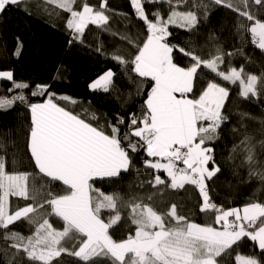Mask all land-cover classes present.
<instances>
[{
	"label": "snow or ice",
	"instance_id": "obj_1",
	"mask_svg": "<svg viewBox=\"0 0 264 264\" xmlns=\"http://www.w3.org/2000/svg\"><path fill=\"white\" fill-rule=\"evenodd\" d=\"M48 2L70 14L66 23L72 36L69 43L83 42L89 25L102 28L109 23L106 0L99 4V10L87 3L83 4L82 10H74L75 0ZM145 2L170 3L171 0ZM20 3L21 0H0V14L8 6ZM192 3L195 8H203L202 15L197 11L172 8L166 19L159 10L149 19L141 0H130L137 19L146 26V38L141 41L123 37L135 50L125 49L128 59L117 49L112 59L123 65L125 72L129 71L130 64L131 72L152 84L141 115L131 116L128 131L124 133L127 147L122 145L118 127L125 123L124 119L118 118L116 124L109 123L110 132H106L104 125L94 126L54 102V99L67 101L70 98L57 96L50 91L49 85L44 84H36L31 96L47 98L43 102H30L23 91L29 89V83L16 81L11 70H0V81L11 83L8 91L19 90L10 97H0V111L21 104L30 113L27 152L30 167L34 169L32 172H10L6 170L5 159L0 158V229L6 230L3 239L11 241L0 251L5 253L7 264H24L25 261L27 264H54L62 253L78 258L84 264H100L101 260L111 264H221L219 258L222 257L224 264L229 258H234L233 264H264V202H249L242 208L225 210L212 201L207 184L222 171L214 158V144L221 139L220 129L229 121L223 111L229 89L209 80L198 98H188V94L193 93L194 78L201 67L229 84L239 83L238 96L246 101L264 94V73L258 77L246 74L243 66L233 67L231 57L236 55L235 52L226 54L228 69L223 70L225 52L211 31L208 42H213L215 52H209V58H203V49L198 51L195 46L187 50L170 45V25L191 31L198 29L202 20L208 22L209 5L203 0H192ZM212 3L236 13L237 33L242 39L244 33L250 34L251 44L264 53V20L258 19L257 12L251 10L250 0H212ZM254 3L261 6L259 12L264 14V0H254ZM204 47H208L207 42ZM174 51L189 58L190 66H178L174 62ZM237 51L243 55L242 48ZM113 80L114 73L108 70L90 82L89 89L107 93ZM75 102L71 100V103ZM240 116L243 120L249 114L242 112ZM237 131L233 127L232 132ZM131 137L138 141H132ZM258 144L264 151V140ZM141 148L148 158H156L154 162L146 159L145 166L167 176L166 181L155 175L154 181H150L152 187L163 185L176 190L184 189L186 185L195 186L202 198L199 211H214V225H220L219 229L190 221L178 212L175 204L161 213L143 203L142 197L140 202H135L136 198L125 200L118 192L105 194L94 187L97 179L112 182L130 172L134 166L129 150L135 153ZM256 149L257 142L245 129L243 139L233 145L227 160L235 161L238 151L243 152L240 166L247 164L249 176L264 181V161L258 159ZM13 164L15 166V159ZM41 174L48 182L37 185ZM55 182L63 185L60 193L52 190L51 185ZM9 197L33 203L10 212ZM148 199L151 200V195ZM45 205L50 211L38 212ZM121 208L129 209L127 219L135 226V232L117 241L109 230L121 221ZM104 210L110 213L107 219L102 218ZM50 216L62 221V230L50 222ZM166 218H170L167 223ZM21 220L32 226L30 235L9 230ZM245 238L259 250L258 253L238 251ZM9 249L15 250L11 256L7 255Z\"/></svg>",
	"mask_w": 264,
	"mask_h": 264
},
{
	"label": "trees",
	"instance_id": "obj_2",
	"mask_svg": "<svg viewBox=\"0 0 264 264\" xmlns=\"http://www.w3.org/2000/svg\"><path fill=\"white\" fill-rule=\"evenodd\" d=\"M101 2L102 0H75L73 8L82 10L83 4L87 3L99 10ZM141 3L149 19L153 18L152 14L156 10L161 12L163 19H166L172 8L179 11H197L201 15L203 13V8L193 7L192 0H171L170 3H147L141 0ZM203 3L209 5L208 22L204 23L202 20L199 28L191 31L170 25L168 37L170 45L182 46L187 50L195 46L198 51L203 49L201 53L203 58H209V52H215L213 42H208V33L211 31L218 37V43L225 52V64L221 65L223 70L228 69L226 54L235 52L236 55L231 57L233 67L239 69L243 66L246 74L261 76L264 73V53L251 44L250 34L244 33L242 39L237 33V14L223 6L215 5L212 0H203ZM106 4L108 25L102 28L89 25L82 37L83 42L72 43H69L72 36L66 27L70 14L63 9L50 5L45 0H21L18 5L8 6L3 14H0V70H11L16 81L29 83V89L23 91L30 102H43L47 98L31 96L36 84H44L49 85L50 91L57 96L66 95L70 98L67 101L54 99V102L94 126L104 125L106 132H110V128L107 127L109 123L116 124L118 118L124 119L125 123L118 127L122 145L127 147L128 141L123 139L124 133L128 131L131 116L141 115L152 82L137 77L130 71L132 67L130 64L129 71L125 72L124 66L112 59V54L120 49V55L130 59L125 49L132 51L135 49L123 37H130L132 40L139 38L142 41L146 38V26L137 19L134 9L130 6V0H106ZM250 4L251 10L257 12V18L264 20V14L259 12L261 6L256 5L254 0H250ZM239 19L243 20V18ZM245 23L250 22L245 21ZM206 42L208 47H204ZM241 48L243 55L237 51ZM17 49H19L18 55H16ZM173 56L178 66H190L189 58L184 57L181 52L174 51ZM108 70L114 73L110 91L107 93L102 90L91 91L89 83ZM141 80H143L142 84ZM209 80L220 83L230 92L223 110L229 116V121L220 129L221 139L214 144V158L222 171L213 180L207 181L210 198L225 210L231 207L242 208L249 202H264V181L257 176L250 177L247 164L240 166L243 152L238 151L235 161L227 160L233 145L240 143L246 129L257 142L258 159L264 161V151L258 144L260 140H264V123H262L264 94L252 100H243L238 96L239 83L229 84L201 67L194 78V89L193 93H190V98H198ZM10 87V82L0 81V97H10L19 91L10 93L8 91ZM71 100L76 102L71 103ZM242 112L248 113L249 116L242 120L240 116ZM242 124L244 127H241ZM233 127L238 129L236 133L232 132ZM29 128L30 113L25 106L17 104L11 110L0 111V158L5 159L7 171H34L30 167L27 152ZM131 140L137 142L138 138L131 137ZM129 154L133 157L134 166L130 172L122 174L119 179H114L112 182L97 179L94 187L105 194L118 192L125 200L136 198L135 202H140L142 197L143 203L149 204L161 213L175 204L178 212L190 221L202 226L214 225V211L204 213L199 211L202 198L199 197L195 186L186 185L184 189L176 190L163 185L153 188L150 181H154L155 175H160L167 181L166 174L147 168L144 164L146 159L154 161L156 158H148L143 148L135 153L129 150ZM47 182L48 178L42 177V174L37 179V185ZM51 187L53 191L60 193L63 185L55 182ZM150 195L151 200L148 199ZM31 203H33L31 200L9 197V211ZM46 209L50 211L45 205V208L38 209V212L43 214ZM128 212V208H121V221L109 230L110 235L117 241L134 235L135 226L127 219ZM109 214L107 210L102 211V218L107 219ZM48 218L58 230H62V221L55 216ZM169 220L170 218H166V223ZM214 226L218 227V225ZM9 230L27 236L31 234L32 226L26 220H21L11 225ZM5 231L0 229V249L11 243L3 239ZM68 246L72 247L71 244ZM76 247L78 248V244ZM14 251L9 249L7 255L11 256ZM238 251L243 254L259 252L246 238L239 244ZM219 259L221 264H224L225 258ZM233 259L229 258L227 264H233ZM0 264H7L3 251H0ZM24 264H27V261ZM54 264H84V262L62 253ZM100 264H111V262L101 260Z\"/></svg>",
	"mask_w": 264,
	"mask_h": 264
},
{
	"label": "crops",
	"instance_id": "obj_3",
	"mask_svg": "<svg viewBox=\"0 0 264 264\" xmlns=\"http://www.w3.org/2000/svg\"><path fill=\"white\" fill-rule=\"evenodd\" d=\"M45 1H48V0H45ZM48 3H49V2H48ZM50 5H53V6H55V7H56V5H55V4H53V3H50ZM177 95H178V94H177ZM188 98H190V93L188 94ZM154 161H155V160H154ZM154 161H153V162H154ZM230 219H233V218H231V217H230Z\"/></svg>",
	"mask_w": 264,
	"mask_h": 264
},
{
	"label": "built area",
	"instance_id": "obj_4",
	"mask_svg": "<svg viewBox=\"0 0 264 264\" xmlns=\"http://www.w3.org/2000/svg\"><path fill=\"white\" fill-rule=\"evenodd\" d=\"M250 40H251V37H250ZM178 166H179V167H183V165H182V164H178Z\"/></svg>",
	"mask_w": 264,
	"mask_h": 264
},
{
	"label": "rangeland",
	"instance_id": "obj_5",
	"mask_svg": "<svg viewBox=\"0 0 264 264\" xmlns=\"http://www.w3.org/2000/svg\"><path fill=\"white\" fill-rule=\"evenodd\" d=\"M97 79V78H96ZM94 81V80H93ZM218 229L220 228V225H218V227H217Z\"/></svg>",
	"mask_w": 264,
	"mask_h": 264
}]
</instances>
